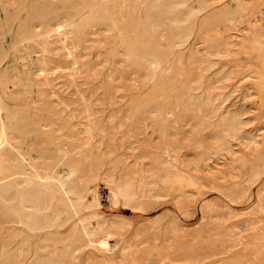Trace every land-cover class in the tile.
<instances>
[{
	"label": "rangeland",
	"instance_id": "1",
	"mask_svg": "<svg viewBox=\"0 0 264 264\" xmlns=\"http://www.w3.org/2000/svg\"><path fill=\"white\" fill-rule=\"evenodd\" d=\"M82 1L0 0V58L6 55L0 65L2 150L24 159L26 177L44 172L66 182L54 200L59 225L40 232L8 224L0 249L11 243L18 256L27 253V264L37 256L55 264L77 231L88 235L75 247L72 264H264V0H191L186 9L180 6L183 13L205 9L187 25L176 24L169 11L158 13L153 0L133 7L130 0H109L71 28L66 20ZM36 29L50 33L23 40L24 32ZM151 48L168 58L149 69L143 64ZM149 98L162 100L171 113L167 142L151 119L136 121L137 130L130 131L134 104ZM11 113L45 117L63 152L105 157L101 176L68 180L65 157L44 160L30 146L33 136L12 129ZM94 122L106 131L88 132ZM159 164L172 179L183 176L186 186L161 184L163 190L149 198L146 184L150 176L157 180ZM128 174L140 186V207L114 204L112 189ZM85 183L81 199L78 189Z\"/></svg>",
	"mask_w": 264,
	"mask_h": 264
},
{
	"label": "bare ground",
	"instance_id": "2",
	"mask_svg": "<svg viewBox=\"0 0 264 264\" xmlns=\"http://www.w3.org/2000/svg\"><path fill=\"white\" fill-rule=\"evenodd\" d=\"M82 1V0H81ZM131 5H137L141 4L142 1L145 0H130ZM191 0H153V5L159 11L157 10L158 13H162L163 11H169L171 14H173V18L175 23L177 24H185L187 22H192L199 13H201L205 8H199L197 11H191L190 14H188L185 10L183 13L182 10L188 2ZM109 2V0H87L86 2L79 3L78 5L74 6L73 11L70 13L68 19L66 22L68 23V26L71 28H77L81 24H85V21L87 20V15L88 13H91L92 11L98 10V7L101 4H106ZM125 2V1H124ZM205 2V1H204ZM18 4V3H17ZM114 4V3H113ZM130 4V3H129ZM243 4V3H242ZM3 5V4H2ZM47 5V4H46ZM152 5V4H151ZM240 4H238L239 6ZM180 6H183L180 8ZM193 6V5H192ZM198 6V5H197ZM202 6V5H200ZM4 7V6H3ZM20 7V6H19ZM42 7V6H41ZM70 7V6H69ZM194 7V6H193ZM237 7V6H236ZM244 7V6H243ZM122 8V7H121ZM5 10V9H4ZM21 10V9H20ZM64 10V9H63ZM191 10V9H190ZM134 11V10H133ZM37 12V11H36ZM40 12V11H38ZM168 12V13H169ZM232 12V11H231ZM24 13V12H23ZM96 13V12H95ZM99 13V12H98ZM97 13V14H98ZM132 13V12H131ZM221 13V12H220ZM240 13V12H239ZM104 14V13H103ZM229 14V12H228ZM39 15V14H37ZM44 15V14H43ZM42 15V16H43ZM102 15V14H101ZM109 15L108 11L106 12V15L104 16L107 18ZM121 15V14H120ZM134 15V14H133ZM150 15V14H149ZM235 15V14H234ZM35 16V15H34ZM96 16V15H95ZM111 16V15H110ZM135 16V15H134ZM211 16V15H210ZM222 16V15H221ZM237 16V15H236ZM244 16V15H243ZM8 17V16H7ZM38 17V16H35ZM101 17V16H100ZM151 17V16H150ZM226 17V16H225ZM235 17V16H234ZM29 18V17H28ZM32 18V17H31ZM131 18V17H130ZM129 18V19H130ZM160 18V17H159ZM163 18V17H162ZM215 18V17H214ZM213 18V20H214ZM230 18V17H229ZM34 19V18H33ZM139 19V18H138ZM36 20V19H35ZM35 24L37 21H35ZM57 20V19H55ZM59 20V19H58ZM98 20V19H97ZM158 20V19H157ZM218 20V19H217ZM225 20V18H224ZM17 21V19H16ZM33 21V20H32ZM39 21V20H38ZM53 21V20H52ZM60 21V20H59ZM94 21V20H93ZM219 21V20H218ZM217 21V22H218ZM49 22V21H48ZM54 22V21H53ZM57 22V21H56ZM62 22V21H61ZM201 22V21H200ZM215 22V21H213ZM220 22V21H219ZM227 22V21H226ZM87 23V22H86ZM91 23V22H90ZM160 23V22H159ZM26 24V23H25ZM34 24V25H35ZM38 24V23H37ZM36 24V25H37ZM50 26H52L51 23H49ZM56 24V23H55ZM92 24V23H91ZM115 25V24H114ZM184 25V26H185ZM189 25V24H188ZM33 26V25H32ZM47 26V25H46ZM67 26V27H68ZM84 26V25H83ZM24 27V26H23ZM31 27V26H30ZM49 27V26H48ZM55 27V26H54ZM143 27V25H141ZM199 27V26H198ZM22 28V26H21ZM50 28V27H49ZM82 28V27H81ZM144 28V27H143ZM201 28V27H200ZM11 29V28H10ZM58 29V28H56ZM126 29V28H125ZM63 30V28H62ZM58 30V31H62ZM68 30V29H67ZM66 30V31H67ZM264 30V29H263ZM114 31V30H113ZM155 31V30H154ZM23 32V30H22ZM64 32V31H63ZM261 32V31H260ZM4 33V32H3ZM49 31H43V30H30L27 32H24L22 34L23 40L24 41H34L36 38L43 37L44 35L49 34ZM155 33V32H154ZM199 33V32H198ZM65 34V32H64ZM126 34V33H125ZM191 34V33H189ZM247 35V34H246ZM61 36V35H60ZM119 36V35H118ZM123 36V35H122ZM134 36V35H133ZM48 37V36H47ZM49 38V37H48ZM21 40V39H20ZM43 40V39H42ZM161 40V39H160ZM261 40V39H260ZM39 41V40H38ZM37 41V42H38ZM263 41V39H262ZM29 42V43H30ZM116 42V41H115ZM243 42V41H242ZM20 43V42H19ZM28 43V44H29ZM39 43V42H38ZM17 45V44H16ZM25 45V44H23ZM154 45V44H153ZM169 45V44H168ZM167 45V46H168ZM14 46V45H13ZM27 46V45H26ZM235 46V45H233ZM260 46V45H258ZM124 47V46H123ZM239 47V46H238ZM158 48V45L157 47ZM242 48V44H241ZM254 48V47H252ZM257 48V47H256ZM1 50V49H0ZM220 50V49H219ZM167 51V50H166ZM256 51V50H255ZM254 51V52H255ZM129 52V51H128ZM127 52V53H128ZM257 52V51H256ZM1 54V53H0ZM46 54V53H45ZM149 54V53H148ZM246 54V53H245ZM262 54V53H261ZM167 52L165 51H160L158 49V52L152 51L151 48V57L148 58L143 65H146L149 69L155 65L162 64L164 59L167 57ZM169 55V54H168ZM227 55V54H226ZM225 55V56H226ZM260 55V54H259ZM127 56H130L129 54ZM6 55L2 58H0V65L2 64L3 60L5 59ZM133 57V56H132ZM131 58V57H130ZM168 58V57H167ZM166 58V59H167ZM134 59V58H133ZM132 59V60H133ZM134 61V60H133ZM136 61V60H135ZM134 61V62H135ZM144 62V61H143ZM159 67V66H158ZM153 68V67H152ZM248 68V67H247ZM256 70V69H255ZM154 71V70H153ZM252 71V70H251ZM155 72V71H154ZM248 75V74H247ZM248 80V79H247ZM7 81V80H6ZM159 81V80H158ZM16 84V83H14ZM5 86V85H4ZM19 87V86H18ZM5 88V87H4ZM8 88V87H7ZM9 89V88H8ZM260 92V90H259ZM262 92V90H261ZM259 94V93H258ZM263 95V94H262ZM11 98V97H10ZM46 98V97H43ZM57 98V97H55ZM161 98V97H160ZM260 98V97H259ZM40 99V98H39ZM4 100V99H3ZM42 100V98H41ZM264 100V99H263ZM184 101V100H183ZM21 102V101H20ZM69 102V101H68ZM264 102V101H262ZM39 103V102H38ZM60 103V102H59ZM4 104V103H3ZM25 104V103H24ZM48 105V104H47ZM94 105V104H93ZM34 106V105H33ZM133 106V105H132ZM31 107V105H30ZM35 107V106H34ZM45 107V106H44ZM48 107V106H47ZM58 107V106H57ZM26 108V107H25ZM65 108V107H64ZM134 118L135 121H133V124H135L136 121L139 122L143 121L145 122L148 119H151L153 122L156 123L157 125V132L161 134L163 137V140L166 142L170 140L172 136V128L169 126V121H170V114L166 107L165 104L160 100L159 98H149L146 99L145 101L135 103L134 104ZM36 109V107H35ZM67 109V107L65 108ZM82 109V108H81ZM84 109V108H83ZM133 109V108H132ZM17 110V109H16ZM26 110V109H25ZM88 110V109H87ZM84 110V111H87ZM129 110V109H128ZM21 111V110H20ZM41 111V110H40ZM39 111V113H40ZM64 111V110H63ZM89 111V110H88ZM92 111V110H91ZM18 112V111H17ZM28 112V111H27ZM26 112V113H27ZM119 112V111H118ZM121 112V111H120ZM48 113V112H46ZM97 113V112H96ZM122 113V112H121ZM50 114V113H48ZM58 114V113H57ZM87 114V113H86ZM5 115V114H4ZM63 115V113H62ZM73 115V114H72ZM70 115V116H72ZM79 115V114H78ZM92 115V114H91ZM111 115V114H110ZM180 115V114H179ZM89 116V114H88ZM96 116V115H95ZM94 116V117H95ZM98 116V115H97ZM116 116V115H115ZM241 116V115H240ZM69 117V116H68ZM87 117V116H86ZM126 117V116H125ZM172 117V116H171ZM177 117V116H176ZM11 121H12V129L14 131H17L18 133H22L24 137L26 136H33L34 142L30 145L32 149L40 151L43 155L44 160H50L54 156H61L65 157V160L67 161L69 165V174L67 176V179L70 180L71 182H75L76 179L80 175H87L88 177L90 176V179H96L97 177L101 176L102 172L104 171L105 166L107 165L104 158H90V157H82L80 151H75L72 149H69L66 152H63L61 149L62 144H58L53 136V133L50 130L51 124L48 123V120L43 117V116H33L30 117L29 115L26 114H12L10 115ZM74 118V117H73ZM78 118V117H77ZM90 118V117H89ZM116 118V117H115ZM113 118V119H115ZM131 117H126V120H132ZM67 119V118H66ZM91 119V118H90ZM96 119V118H95ZM178 119V118H177ZM94 121V119H92ZM111 120V119H110ZM180 120V119H178ZM50 121V120H49ZM77 121V120H76ZM99 121V120H98ZM114 121V120H113ZM182 121V120H181ZM184 121V120H183ZM91 122V121H89ZM96 122V121H95ZM92 125L90 130L88 132H105L106 127L102 123H95ZM101 122V120H100ZM176 121L172 122L173 124ZM221 122V121H220ZM70 123V122H69ZM84 123V122H83ZM110 123V122H109ZM124 123V122H121ZM62 124V123H61ZM91 124V123H90ZM145 124H147L145 122ZM58 125V124H57ZM64 125V123L62 124ZM77 125V124H76ZM121 125V124H120ZM135 126H132L133 130H137ZM53 126V125H52ZM65 126V125H64ZM80 126V125H79ZM86 126V125H85ZM111 126H113L111 124ZM123 126V124H122ZM239 126V124H238ZM83 127V125H82ZM131 128V125L129 126ZM176 127V126H175ZM64 128V127H63ZM81 128V127H80ZM110 128V127H109ZM112 128V127H111ZM121 128V127H120ZM142 128V127H141ZM232 128V126H231ZM230 128V129H231ZM240 128V127H239ZM6 129V128H5ZM54 129V128H53ZM62 129V128H61ZM172 129V130H171ZM235 131L236 129L233 128ZM65 131V130H64ZM155 131V129L153 130ZM230 131V130H229ZM233 131V132H234ZM6 132V131H5ZM127 132L128 129H127ZM236 132V131H235ZM62 133V132H61ZM85 133V130H84ZM83 133V134H84ZM113 133V132H112ZM90 134V133H89ZM119 134V133H118ZM224 134V133H223ZM70 135V134H69ZM88 135V134H87ZM115 135V134H114ZM113 135V136H114ZM11 136V135H10ZM97 136V135H96ZM75 135L73 136L74 139ZM89 137V135L87 136ZM9 138V137H8ZM14 138V137H11ZM10 138V139H11ZM121 138V137H120ZM30 139V138H29ZM71 139V138H70ZM80 139V138H79ZM91 139V138H90ZM18 140V139H17ZM21 140V139H20ZM72 140V139H71ZM263 140V139H262ZM60 141V140H59ZM93 141V140H92ZM103 141V140H102ZM5 142V135L3 133L1 137V142H0V232L5 228L6 225L8 224H18V223H23L27 226H29L31 229L34 231H48L50 229H53L57 227L60 223L61 217H60V211L55 210L56 206L54 208V200L56 197H59V192H61L66 185L65 181H56L54 178H47L48 175L41 174V176L36 179L34 177H26L25 171H24V165H22V160L18 156H12L11 158H8L9 156L4 155V152L2 150L3 143ZM9 142V141H8ZM11 142V140H10ZM18 142V141H17ZM20 142V141H19ZM70 142V141H69ZM14 143V142H12ZM61 143V142H59ZM70 144V143H69ZM82 144V143H81ZM252 145H257L258 141L256 139H253L251 141ZM73 145V144H72ZM102 145V144H101ZM168 145V144H167ZM21 146V145H20ZM89 146V145H88ZM9 147V146H8ZM69 147V146H68ZM81 147V146H80ZM106 147V146H105ZM108 147V146H107ZM112 147V146H111ZM163 147V146H162ZM166 146H164L165 149ZM257 147V146H256ZM12 148V147H11ZM19 148V147H16ZM30 148V149H31ZM213 148V147H212ZM9 149V148H8ZM14 149V148H13ZM29 149V148H28ZM29 149V150H30ZM31 149V150H32ZM87 149V148H86ZM93 149V148H92ZM169 149V148H168ZM20 150V149H19ZM172 150V149H171ZM11 151V150H10ZM15 151V150H14ZM92 151V150H91ZM97 151V150H96ZM106 151V150H105ZM110 151V150H109ZM17 152V151H16ZM211 153V152H210ZM215 153V152H214ZM28 154V153H27ZM31 154V153H30ZM94 154V153H93ZM92 154V155H93ZM175 154V153H174ZM12 155V154H10ZM172 155V154H171ZM26 156V154H25ZM38 156V155H37ZM41 157V156H40ZM54 158V161L56 159ZM183 157V156H182ZM36 158V157H35ZM41 158L40 160H42ZM53 159V158H52ZM58 159V158H57ZM56 159V161H57ZM165 159V158H164ZM37 160V159H36ZM42 160V161H44ZM64 160V161H65ZM31 161V160H30ZM28 161V162H30ZM41 161V162H42ZM53 161V162H54ZM116 161V160H115ZM25 162V161H24ZM46 163V162H45ZM50 163V162H48ZM52 163V162H51ZM57 163V162H56ZM64 163V162H63ZM174 163V161H173ZM39 164V163H38ZM126 164V163H125ZM35 165V164H34ZM49 165V164H48ZM64 165V164H63ZM168 165V164H167ZM29 166V165H28ZM37 166V165H36ZM45 166V165H43ZM66 166V165H65ZM203 166V165H202ZM30 167V166H29ZM34 167V166H32ZM54 167V166H53ZM52 167V168H53ZM115 167V165H114ZM180 167V166H179ZM43 168V167H42ZM195 168V167H194ZM35 169V168H33ZM46 169V166L43 168ZM26 170V169H25ZM49 170V169H47ZM61 170V169H60ZM176 170V169H175ZM41 171V170H39ZM43 171V170H42ZM128 171V170H127ZM173 171V170H172ZM110 172V171H109ZM126 172V171H125ZM176 172V171H175ZM36 173V172H35ZM42 173V172H41ZM113 173V172H112ZM141 173V172H140ZM109 174V173H107ZM153 174V173H152ZM175 174V173H174ZM173 174V175H174ZM216 174V173H215ZM39 175V174H38ZM130 174H128L129 176ZM141 175V174H140ZM143 175V174H142ZM198 175V174H197ZM219 176V173L216 174ZM33 176V175H32ZM85 176V177H87ZM123 176V175H122ZM126 177V175H124ZM156 179L151 180L153 177H149V182L146 184L147 187H149V193L150 195L148 196L149 198H154L157 193L158 189L160 191L163 190V185H172L178 186L179 188H183L186 186V181L183 178V176L177 174L174 175L175 178L172 179V174L171 171L167 168H165L162 164H159L158 166V171L154 174ZM54 177V176H53ZM82 177V176H81ZM121 177L120 182L118 185H115V187L112 189V191L115 194V201L114 204L119 205L122 204L124 206H131L134 208L136 205L139 207L142 205V200L140 199V193L138 191L139 185L137 186L136 181H135V176L134 174H131L129 177ZM142 177V176H141ZM119 178V177H118ZM147 178V177H146ZM216 178V177H215ZM221 178V176L219 177ZM223 178V177H222ZM66 179V180H67ZM84 179V178H83ZM58 180V179H57ZM148 180V178H147ZM69 181V182H70ZM87 181V180H86ZM85 181V182H86ZM99 181V180H98ZM219 181V180H218ZM95 182V181H94ZM97 182V181H96ZM189 182V180H188ZM190 183V182H189ZM76 184V182H75ZM74 184V185H75ZM143 184V183H142ZM157 184V186L152 187L153 185ZM191 184V183H190ZM73 185V186H74ZM79 185V184H78ZM90 182H89V184ZM86 183L81 184L79 186V196L82 199L83 192L88 186ZM197 186V185H196ZM72 187V186H71ZM144 187V186H143ZM165 187V186H164ZM88 189V188H87ZM169 189V188H168ZM171 189V187H170ZM98 190V189H97ZM156 190V191H155ZM180 190V189H179ZM178 190V191H179ZM184 190V189H183ZM186 190V189H185ZM159 191V192H160ZM172 191V190H171ZM158 192V193H159ZM187 192V191H186ZM69 193V192H68ZM161 193V192H160ZM178 193V192H177ZM175 193V194H177ZM162 194V193H161ZM164 194V193H163ZM181 194V193H180ZM143 197L144 194H142ZM159 195V194H157ZM66 196V195H65ZM161 196V195H160ZM262 196V195H261ZM62 197V196H61ZM60 197V198H61ZM75 197V196H74ZM72 197V198H74ZM146 197V198H148ZM59 198V199H60ZM77 198V197H76ZM145 198V199H146ZM64 199V197H63ZM98 199V198H97ZM143 199V198H142ZM66 200V199H65ZM62 200V201H65ZM148 200V199H147ZM70 201V200H69ZM80 201V200H79ZM72 202V201H71ZM81 202V201H80ZM177 202V201H176ZM78 203V202H77ZM150 203V202H149ZM60 204V203H59ZM64 204V203H63ZM68 204V203H66ZM70 204V203H69ZM68 204V205H69ZM58 205V204H57ZM77 205V204H76ZM82 205V202H81ZM80 205V207H81ZM84 205V203H83ZM70 206V205H69ZM72 206V204H71ZM147 205H145L146 207ZM150 206V205H149ZM68 207V206H67ZM84 207V206H83ZM71 208V207H70ZM74 208V207H72ZM57 209V208H56ZM69 209V208H68ZM83 209V208H81ZM99 209V208H98ZM145 209V208H144ZM61 210V209H60ZM76 210V209H75ZM85 211V210H84ZM71 214V213H70ZM94 217V216H93ZM96 217V216H95ZM70 219V218H69ZM94 219V218H93ZM96 220V218L94 219ZM85 221V220H84ZM109 221V220H108ZM83 222V221H82ZM80 223V222H79ZM84 223V222H83ZM82 224V223H81ZM119 224V223H118ZM77 225V224H76ZM74 226V231L75 227L79 226ZM99 225V224H98ZM122 227V224H120ZM119 225V226H120ZM17 226V225H16ZM23 226V225H22ZM97 226V225H96ZM125 226V225H123ZM90 227V226H89ZM99 227V226H98ZM22 228V227H21ZM82 228V227H81ZM125 228V227H124ZM18 229V228H17ZM27 229V228H26ZM77 229V228H76ZM88 229V228H87ZM101 229V228H100ZM68 230V229H67ZM99 230V229H98ZM97 230V231H98ZM109 231V229H107ZM119 230V229H118ZM129 230V229H128ZM29 231V230H28ZM31 231V230H30ZM29 231V232H30ZM130 231V230H129ZM157 231V230H156ZM26 232V231H25ZM32 232V231H31ZM72 232V231H71ZM119 233V232H117ZM148 233V231H147ZM94 234V233H93ZM109 234V233H108ZM138 234V233H137ZM137 234L135 236H137ZM140 234V233H139ZM31 235V234H30ZM50 235V234H49ZM88 233L85 232H73L67 240V243H65L66 247V252L58 255L55 258L56 263L55 264H72V260L75 258V247L81 243ZM97 235V234H95ZM102 235V234H101ZM144 235V233L142 234ZM95 237V236H94ZM16 238V237H15ZM140 238V237H139ZM45 239V238H44ZM65 239V238H64ZM4 240V239H3ZM86 241V240H84ZM3 242V241H2ZM27 244V243H26ZM53 244V243H52ZM51 245V244H50ZM155 246V245H154ZM36 247V246H35ZM30 248V247H29ZM55 248V247H53ZM262 249V248H261ZM132 250V249H131ZM17 250H14L11 246V243H5L2 248L0 249V264H27V253L21 252L20 255L18 256ZM130 251V250H129ZM19 252V251H18ZM53 252V251H52ZM57 252V251H56ZM137 252V251H136ZM38 253V252H37ZM132 253V252H131ZM260 253V252H259ZM52 255V254H51ZM81 255V254H80ZM37 256V255H36ZM43 256V254H42ZM46 256V255H45ZM56 256V255H55ZM44 257V256H43ZM47 257V256H46ZM78 257V256H77ZM89 258V257H88ZM34 259V257H33ZM141 259V258H140ZM81 260V259H80ZM87 260V259H86ZM135 261V260H134ZM32 262V261H31ZM96 262V260H95ZM106 262V261H105ZM114 262V261H113ZM112 262V263H113ZM100 263V262H99ZM102 263V262H101ZM135 263V262H134ZM31 264H51L48 260L42 259L39 256H37Z\"/></svg>",
	"mask_w": 264,
	"mask_h": 264
}]
</instances>
